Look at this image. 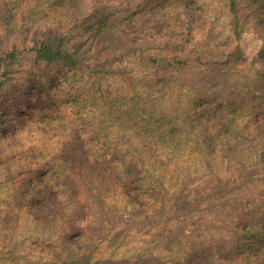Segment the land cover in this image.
<instances>
[{
    "label": "trees",
    "instance_id": "16d2710c",
    "mask_svg": "<svg viewBox=\"0 0 264 264\" xmlns=\"http://www.w3.org/2000/svg\"><path fill=\"white\" fill-rule=\"evenodd\" d=\"M46 3L70 16L64 30L0 51V225L11 200L44 229L69 223L79 174L139 211L164 209L165 179L193 175L190 161L210 174L232 169L238 186L264 185V0ZM22 4L6 0L0 11L14 40L26 37ZM124 62L149 77L120 70L126 88L107 84L109 66ZM212 179L205 195L226 198L234 185ZM235 202L230 247L171 264H264V193ZM82 234L61 237L48 264H86Z\"/></svg>",
    "mask_w": 264,
    "mask_h": 264
},
{
    "label": "rangeland",
    "instance_id": "374dc122",
    "mask_svg": "<svg viewBox=\"0 0 264 264\" xmlns=\"http://www.w3.org/2000/svg\"><path fill=\"white\" fill-rule=\"evenodd\" d=\"M5 1L0 0V11ZM23 1L19 19L24 27L18 29L24 30L26 37L12 39L0 22V51L10 49L14 43L18 47L27 45L37 31L51 36L70 23V16L59 8L49 9L46 0ZM109 67L114 71L107 84L117 88L127 86L120 70L135 81L149 77L135 63ZM188 166L193 175L175 172L172 180L165 179L167 191L162 199L168 205L164 209L157 201L153 207L134 210L102 183L98 189L90 190L91 183L81 174L70 177L79 200L76 217L52 230L33 221L11 200L0 225V264H48L63 248L60 239L68 232H74L75 240L82 239V233L90 237L91 248L86 253L92 252V257L86 264H171L193 251L230 247L237 224L235 200L263 194V181L238 186L242 177L232 169L221 166L210 174L200 165L197 168L196 162L190 161ZM213 176L225 177L228 186L234 185L226 198L205 195L211 191ZM160 192L151 195L158 196Z\"/></svg>",
    "mask_w": 264,
    "mask_h": 264
}]
</instances>
